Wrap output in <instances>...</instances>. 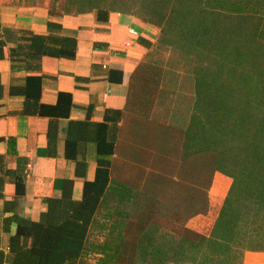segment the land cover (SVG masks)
Instances as JSON below:
<instances>
[{
    "label": "trees",
    "instance_id": "1",
    "mask_svg": "<svg viewBox=\"0 0 264 264\" xmlns=\"http://www.w3.org/2000/svg\"><path fill=\"white\" fill-rule=\"evenodd\" d=\"M71 1L76 10L64 13L97 12L106 21L112 13L130 14L157 27L158 40L145 44L173 51L188 64L193 88L172 91L173 101H184L183 113L153 119L161 84L173 73L145 61L132 75L124 111L109 112L102 123L69 121L65 157L75 162L76 177L85 178L82 148L95 144V179L84 182L80 200L73 198V181H66L60 198L44 200L47 210L39 221L7 217L3 230L10 236L6 252L0 236V264H82L91 252L97 264H156V258L180 263L188 253L198 264H233L237 258L242 264L246 252L264 253V0ZM12 37L13 66L36 69L44 56H76L75 38L18 36L0 21V60ZM11 94L25 98L20 115L50 119L52 145L57 122L70 116L71 94L60 93L55 105L41 103L37 76ZM217 173L232 184L206 236L187 223L209 212ZM1 174L15 177L16 200L4 209L13 212L25 194L24 179L4 173L0 156V198ZM227 188L215 182L213 196L222 198ZM100 229L107 231L104 240L90 243ZM158 230L169 232L163 242Z\"/></svg>",
    "mask_w": 264,
    "mask_h": 264
},
{
    "label": "crops",
    "instance_id": "2",
    "mask_svg": "<svg viewBox=\"0 0 264 264\" xmlns=\"http://www.w3.org/2000/svg\"><path fill=\"white\" fill-rule=\"evenodd\" d=\"M0 21L3 29L18 36L22 32L52 33L77 41L74 58L44 56L36 69H28L21 63L13 66L9 54L17 43L12 37L5 48V58L0 60V156L4 159V173L10 170L22 176L25 183V194L17 207L13 212L5 211V203L16 200V183L13 175L1 174L4 185L0 198V236L1 248L6 252L10 235L3 226L7 217L16 214L39 221L47 210L44 200L60 198L69 180L73 181V198H82L84 182L95 179L97 147L90 143L82 148L88 166L85 178H77L75 162L65 157L66 127L69 121L102 123L109 112L125 110L132 75L151 51L145 42L153 45L160 30L130 14L112 13L106 21L97 12L69 14L55 11L46 3L14 0L0 2ZM51 23L61 28L51 29ZM30 76L42 79L43 104L55 105L60 93L72 96L70 116L57 122L58 136L52 145L48 137L50 119L20 115L25 98L11 94L13 87H23ZM221 174H216L217 180L221 179L228 190L232 179ZM15 230L12 225L11 233ZM187 255L175 264L196 262L193 253ZM154 260L156 264L170 261ZM242 264H264V253L246 252Z\"/></svg>",
    "mask_w": 264,
    "mask_h": 264
},
{
    "label": "rangeland",
    "instance_id": "3",
    "mask_svg": "<svg viewBox=\"0 0 264 264\" xmlns=\"http://www.w3.org/2000/svg\"><path fill=\"white\" fill-rule=\"evenodd\" d=\"M1 1H5V0H0V2ZM14 1L25 2L26 4L46 3L49 4L52 9H56L60 12H63L64 10L65 11L69 10V8L74 11L77 8V6L72 4L71 0H14ZM146 61L149 63H153L157 67H164L170 69V71L173 73V75L171 74L170 77H166V79L161 84L160 91L162 93L158 100V104L154 109V113H153L154 116L152 118L159 119L160 121H166L170 117L171 112L173 111L183 113V109L180 108V106L183 104L184 101L181 100L173 101L174 94L172 95L173 93L172 91H176L178 89L190 90L193 88L192 82L187 78V74L190 69V66L180 61L179 56L176 55L173 51L163 48L160 49L158 47H154L153 49H151V51L147 55ZM169 95L171 97H169ZM220 180H217L215 174L212 187L209 191V198H210L209 212L206 215L197 216L189 220V222L187 223L188 228L202 235L208 236L211 233L215 220L218 217L219 211L223 205V202L229 190V189L226 190L222 198H216L213 196L214 184L217 181L220 182ZM225 186L228 187L227 185ZM117 206H118L117 203L109 204V207H117ZM106 233H107L106 230L104 231L101 230L100 232H97L95 230L92 236L90 237V243L100 244L104 240ZM167 233L169 234V232H166L165 230H160V231L158 230V232H156L158 240L160 241L164 240L166 238ZM97 257L98 256H96L95 253L91 252L84 258L85 260L82 262V264H97V259H98ZM162 264H175V263L169 261L168 263L165 262ZM186 264H198V262L194 261ZM233 264H241L240 258H237V260H235Z\"/></svg>",
    "mask_w": 264,
    "mask_h": 264
}]
</instances>
